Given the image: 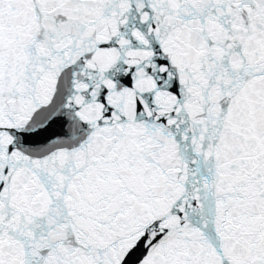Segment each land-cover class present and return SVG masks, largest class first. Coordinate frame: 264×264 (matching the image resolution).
<instances>
[{
  "label": "snow or ice",
  "instance_id": "1",
  "mask_svg": "<svg viewBox=\"0 0 264 264\" xmlns=\"http://www.w3.org/2000/svg\"><path fill=\"white\" fill-rule=\"evenodd\" d=\"M0 264H264V0H0Z\"/></svg>",
  "mask_w": 264,
  "mask_h": 264
}]
</instances>
